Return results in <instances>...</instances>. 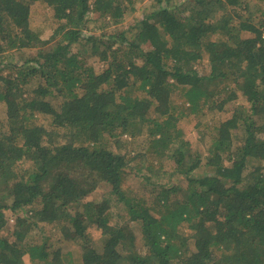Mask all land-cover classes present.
<instances>
[{
    "label": "trees",
    "instance_id": "trees-1",
    "mask_svg": "<svg viewBox=\"0 0 264 264\" xmlns=\"http://www.w3.org/2000/svg\"><path fill=\"white\" fill-rule=\"evenodd\" d=\"M142 1L0 0V264H76L31 241L50 228L82 241L78 264H264V0L255 12L248 0H151L125 28ZM37 4L50 41L31 27ZM205 110L229 115L203 154L180 121ZM137 138L179 184L160 165L127 186L131 159L116 150Z\"/></svg>",
    "mask_w": 264,
    "mask_h": 264
},
{
    "label": "rangeland",
    "instance_id": "rangeland-1",
    "mask_svg": "<svg viewBox=\"0 0 264 264\" xmlns=\"http://www.w3.org/2000/svg\"><path fill=\"white\" fill-rule=\"evenodd\" d=\"M185 1V0H184ZM251 3V8L253 12H255V9L257 8L258 2L257 0H248ZM151 0H143L140 5L137 6L138 12L133 13L130 15L124 22V27L128 28L137 22L139 20V17L141 16L140 13L147 12L150 9ZM260 5V4H258ZM261 6V5H260ZM47 14V17H51V12L47 7H42L41 5H34L31 7V27L34 30H37L41 34V38L45 41H50L52 39V31L48 27L46 22H43L42 15ZM93 18H96L95 14L93 15ZM109 30H112L113 26H109ZM23 55L19 54L18 52L10 53L9 60L10 61H19L21 60ZM92 64L97 66V68H102L103 63H101L98 59L92 58L90 60ZM196 68H199L201 74L205 75L209 72V62H208V54L206 52H203V60L199 63H197ZM4 74H7L5 72ZM1 82V80H0ZM176 103L180 104L186 101V98L181 96V94L178 92L175 95ZM181 100V102H180ZM242 100L240 101V103ZM237 103V102H236ZM233 103V104H236ZM55 105V104H54ZM232 104H229L226 106V110H228ZM230 110V109H229ZM5 111L6 107L4 103H0V119H5ZM229 115L228 113H222L219 111H208L205 110L203 113L199 114H190L187 117H184L180 121V127L183 132V139L190 140L191 146L196 149L197 152L201 151L203 154L206 153L208 145L211 143L212 135L211 128L214 125L215 121L222 120L227 118ZM35 124H38L39 126H42L44 128H48L50 124V118L46 115H39L35 119ZM149 145L144 140V138H137L135 140H129V143L122 142L120 144V148H117V152L122 149L124 152L129 154L130 157V167L128 169V177H127V186H129L132 191L136 190L137 187L140 186V182L142 181V176L149 173V169H159L160 165L164 167V170L168 174V178L166 180V183L170 185H176L179 184L182 181V177L178 174L172 173V163L168 160H164L163 162L160 160V158L155 154L153 150H149L147 147ZM135 173H138L137 178H135ZM205 170L201 169L197 171L194 175L195 176H202L204 175ZM141 187V186H140ZM139 187V188H140ZM107 187H102L98 189L96 192L93 193V199L96 201H99L102 196L106 193ZM138 190V189H137ZM142 192H145L144 190ZM147 196V195H146ZM153 199V198H152ZM126 211L122 209L121 207L118 209H113L110 211V218L112 224H121L124 219H126ZM13 222H10L8 226L9 233L11 234L14 230ZM60 228H50L47 229L45 232L41 231L40 229L34 230L30 233L31 241L34 244H41L43 243L44 239L46 240H53L55 243L56 251L59 254V256L70 255L68 257V260L74 261L76 260V264L80 261V256L82 255V241L79 238H76V236L69 231H66V237L64 236L61 238L60 236ZM189 230H186V232ZM137 235L139 234L136 233ZM92 240L93 244L97 246L98 240L101 237L100 231H92ZM59 240V243H58ZM101 240V239H100ZM99 240V241H100ZM188 250H191V247L189 246ZM28 263L29 256H25Z\"/></svg>",
    "mask_w": 264,
    "mask_h": 264
}]
</instances>
